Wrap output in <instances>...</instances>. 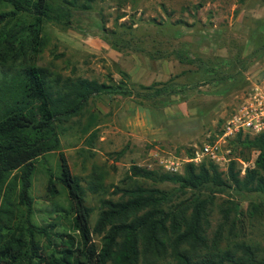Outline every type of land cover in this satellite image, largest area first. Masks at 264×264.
<instances>
[{"label": "trees", "instance_id": "16d2710c", "mask_svg": "<svg viewBox=\"0 0 264 264\" xmlns=\"http://www.w3.org/2000/svg\"><path fill=\"white\" fill-rule=\"evenodd\" d=\"M92 2L0 0V61L10 64V69H0V264H264V256L257 258L254 246L236 243L219 249L220 228L209 241L205 236L207 208L215 194L226 189L255 194L258 201L248 204V217L264 209V132L237 134L229 142L233 159L224 171L208 161L186 164L180 174L130 165L124 183L142 179L175 187L171 192L137 183L114 187L120 198L100 199L90 226L91 209L84 203V190L71 176L60 152V124L79 116L93 98L135 97L155 102L176 90L175 84L165 82L138 85L142 91H137L123 74L116 86L59 75L50 79L37 67L44 25H71L73 11L88 10ZM257 24L264 27V21ZM91 26L73 28L101 36L114 50L143 52L116 33H107L101 23ZM175 54L180 63L194 67L193 84L226 79L233 80L230 87L240 83L239 71L225 73L220 68L232 66L228 60L221 64ZM263 55L264 43L255 46L241 66ZM91 120L88 117L84 131L92 125ZM217 133L207 140H213ZM243 150L255 156L240 174L239 161L249 162ZM54 152L57 162L53 171L45 156ZM37 167L43 170L46 200L63 197L65 202L54 204L53 216L42 224L33 219L30 195ZM177 196L184 199L175 202ZM92 235L99 237V245L92 241Z\"/></svg>", "mask_w": 264, "mask_h": 264}, {"label": "rangeland", "instance_id": "374dc122", "mask_svg": "<svg viewBox=\"0 0 264 264\" xmlns=\"http://www.w3.org/2000/svg\"><path fill=\"white\" fill-rule=\"evenodd\" d=\"M85 11H73L71 25L46 23L43 47L36 65L53 79H86L106 85H119L126 75L134 90L137 86L172 83L176 90L154 101L135 97L93 98L79 116L59 127L60 152L71 176L84 190V203L91 209L90 226L96 218L100 199L120 198L114 187L137 183L147 188L172 191L170 183L133 179L124 183L130 165L145 164L146 154L183 156L217 132L249 85L264 69V55L245 61L251 50L264 43V0H93ZM101 23L107 33H116L143 52L114 50L105 40L73 27ZM177 53L232 66L220 67L225 73L240 72V83L193 84L194 67L180 63ZM19 63L17 59L14 67ZM0 61V69L9 68ZM10 69V68H9ZM91 117L92 125L84 126ZM190 150V152H186ZM251 166L255 154L243 150ZM54 171L57 153L45 156ZM219 171H222L218 168ZM44 174L36 168L30 195L35 222L42 224L53 216V205H65L63 197L46 200ZM127 184V185H126ZM184 197L177 196L175 202ZM253 193L224 190L215 194L207 208L205 236L209 241L220 228L219 249L245 243L255 247L256 257L264 256V209L248 217L247 206L257 202ZM239 220V222H237ZM99 245V237L92 235Z\"/></svg>", "mask_w": 264, "mask_h": 264}, {"label": "built area", "instance_id": "2783aa9c", "mask_svg": "<svg viewBox=\"0 0 264 264\" xmlns=\"http://www.w3.org/2000/svg\"><path fill=\"white\" fill-rule=\"evenodd\" d=\"M264 132V69L241 95L239 101L223 119L218 133L211 141L202 142L190 155L176 156L152 149L146 154L145 164L140 166L168 174H180L186 164L198 165L211 162L224 171L233 159L229 142L237 135L255 136ZM240 174L245 163L239 161Z\"/></svg>", "mask_w": 264, "mask_h": 264}]
</instances>
